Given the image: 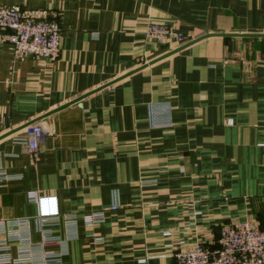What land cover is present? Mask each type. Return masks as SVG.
<instances>
[{"label":"crops","instance_id":"0c3cea01","mask_svg":"<svg viewBox=\"0 0 264 264\" xmlns=\"http://www.w3.org/2000/svg\"><path fill=\"white\" fill-rule=\"evenodd\" d=\"M12 4L56 18L60 40L53 61L0 41V260L173 264L225 223L264 230V0H0ZM151 23L187 40L147 39ZM32 121L48 132L36 158L16 140ZM32 191L55 197L43 229L59 244L38 247Z\"/></svg>","mask_w":264,"mask_h":264},{"label":"built area","instance_id":"2783aa9c","mask_svg":"<svg viewBox=\"0 0 264 264\" xmlns=\"http://www.w3.org/2000/svg\"><path fill=\"white\" fill-rule=\"evenodd\" d=\"M147 39L160 43L181 44L187 37L171 26L151 23L144 29ZM60 26L56 18L34 17L27 14L19 5L0 6V41L8 46L14 59L33 57L53 61L59 54ZM23 138H16L25 144L27 152L36 158L41 142L47 131L40 123L27 125L23 130ZM2 178L8 175L0 171ZM30 202L38 207L34 218L38 230L42 233L39 248L59 244V239L43 229V226L54 221L58 216L55 197H42L32 191L27 194ZM119 203L112 202L107 207L84 215L88 226L104 220L106 211L116 210ZM74 221L75 216H66ZM29 218L15 219L14 224L20 226L28 223ZM35 247V246H33ZM61 254L45 250L39 256V263L33 257L20 255L16 259L5 257L0 264H60ZM173 264H264V230L248 221H234L220 227L216 244L208 246L196 244L191 247L177 248L172 251Z\"/></svg>","mask_w":264,"mask_h":264},{"label":"water","instance_id":"95a60500","mask_svg":"<svg viewBox=\"0 0 264 264\" xmlns=\"http://www.w3.org/2000/svg\"><path fill=\"white\" fill-rule=\"evenodd\" d=\"M260 36H264V34H261ZM186 45H187V44H186ZM186 45H184V46H186ZM184 46H181L180 48L176 49L175 51L181 49V48L184 47ZM75 102H76V101H75ZM66 105H68V104H66ZM66 105H64V106H62V107H65ZM58 109H59V108H58ZM34 123H35V121L29 122L28 124H25V125L21 126L20 128H18V130H19V129H22L23 127H26L27 125H31V124H34ZM16 131H17V130H16Z\"/></svg>","mask_w":264,"mask_h":264}]
</instances>
